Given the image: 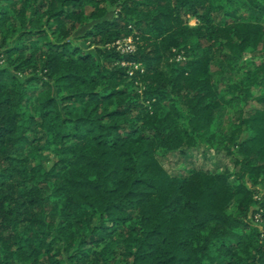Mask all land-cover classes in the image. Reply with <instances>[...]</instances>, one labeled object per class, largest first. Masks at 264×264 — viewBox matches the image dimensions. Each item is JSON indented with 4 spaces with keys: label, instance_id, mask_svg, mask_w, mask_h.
I'll return each instance as SVG.
<instances>
[{
    "label": "trees",
    "instance_id": "trees-1",
    "mask_svg": "<svg viewBox=\"0 0 264 264\" xmlns=\"http://www.w3.org/2000/svg\"><path fill=\"white\" fill-rule=\"evenodd\" d=\"M247 54L261 0H0V264H264ZM248 73L264 86V60ZM199 143L235 156L234 182L161 164Z\"/></svg>",
    "mask_w": 264,
    "mask_h": 264
},
{
    "label": "rangeland",
    "instance_id": "rangeland-1",
    "mask_svg": "<svg viewBox=\"0 0 264 264\" xmlns=\"http://www.w3.org/2000/svg\"><path fill=\"white\" fill-rule=\"evenodd\" d=\"M261 1L264 3V0ZM196 23V18H192L190 20L191 25H195ZM85 30L86 27L78 29V31L73 34L72 39L74 42L79 43V45L87 49L89 44L88 40L79 38L81 35H83ZM119 46L120 48L125 50L133 46L135 47L134 41L131 38L121 40ZM263 60L264 57H253L248 54L245 55L239 64L240 68L237 69L234 75L236 80L241 84L251 86V95L248 100H243L244 95H240V103H242L241 105L245 109L258 107V104L253 101L254 99H256V97L264 94V86L254 84L253 76L248 73L253 72L256 69L257 65ZM259 77L261 78V76ZM227 97L230 98L231 95L228 94ZM246 101L248 102L246 103ZM235 106L238 107V105ZM234 111L235 108H228V116H226V118L224 119L223 125L229 126L232 123ZM159 159L163 167L173 176H187L193 171L203 170L213 173H225L229 181L234 182L235 173L238 170L235 156L228 155L224 150L216 149L215 146H207L200 143L183 153L176 151L163 152L161 155H159ZM247 184L255 190L254 194L255 197H257L256 200L261 202L264 198V190L261 189L258 185L252 184L251 181H247ZM258 205L259 204H255L251 208V211L248 215V221L254 226L255 221L251 216L258 209ZM260 239L264 241V237H261V235Z\"/></svg>",
    "mask_w": 264,
    "mask_h": 264
},
{
    "label": "built area",
    "instance_id": "built-area-1",
    "mask_svg": "<svg viewBox=\"0 0 264 264\" xmlns=\"http://www.w3.org/2000/svg\"><path fill=\"white\" fill-rule=\"evenodd\" d=\"M116 44L118 45V48L121 49V50H123V51H131V50L134 49V46L133 47H130V48L126 49V50L120 48V46H119L120 41H117ZM255 198H257V197H255ZM251 217L255 221V226L259 229V232H260L261 237H264V216H263V213H262V209H260L258 207V209L252 214Z\"/></svg>",
    "mask_w": 264,
    "mask_h": 264
}]
</instances>
